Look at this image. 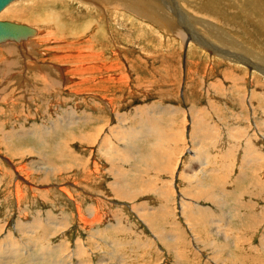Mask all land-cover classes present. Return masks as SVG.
<instances>
[{"label":"rangeland","instance_id":"obj_1","mask_svg":"<svg viewBox=\"0 0 264 264\" xmlns=\"http://www.w3.org/2000/svg\"><path fill=\"white\" fill-rule=\"evenodd\" d=\"M77 1L16 0L0 13L38 27L45 41L33 42L37 54L28 48L32 68L19 79L26 78L24 85L0 74V246L12 239V249L21 245L29 255L3 251L0 264L6 257L11 264H264V70L255 69L264 64V0H216L208 7L212 0H180L203 6L192 18L191 5L182 8L189 40L177 34L183 29L175 14L151 20L174 8L172 0H143L145 8L136 2L132 12L122 0H95L101 2L93 7ZM39 13H59L65 30L75 32L71 41L60 46L45 40L47 32L41 37L47 29ZM204 19L212 24L201 25ZM100 29L91 39L99 44L88 52L84 39ZM214 29L240 44H230L232 51L258 60L246 67L227 54L217 57ZM55 44L74 60H53L47 47ZM21 55L6 58L19 65ZM34 59L40 61L32 65ZM37 70L57 81L54 89L34 79ZM150 144L168 163L157 159L160 167H147ZM192 172L204 184H191ZM121 184L133 198L118 195ZM215 196L232 205L233 216L224 214L225 201L222 207L211 201ZM212 218L231 221L230 233L224 226L220 233L233 238L212 235Z\"/></svg>","mask_w":264,"mask_h":264},{"label":"bare ground","instance_id":"obj_2","mask_svg":"<svg viewBox=\"0 0 264 264\" xmlns=\"http://www.w3.org/2000/svg\"><path fill=\"white\" fill-rule=\"evenodd\" d=\"M14 1H16V0H14ZM14 1H12V2H14ZM87 1H89V5L90 6H88V4H87ZM122 1H124L123 3H125L126 5H128V7H129V11H131L130 9H132V11H134L135 10V3L136 2H140V4H139V6L140 7H143V8H145L146 7V5H145V3H144V1L143 0H122ZM174 3H175V5H174V8H171V7H168V9H167V11L165 12V13H161V14H163L164 16H162L161 14H159V16H161L162 18H158L157 16H153V15H151V20H153V21H156V23L159 21V22H161V21H163L165 18H167V17H170L172 14H175V16L177 17V20L179 21L178 23L180 24V25H182L180 28L181 29H183L184 30V28H185V26L183 25V21L185 20V18H187L186 17V15H185V13H184V11H183V9L182 8H184V7H187V5L186 4H190V3H181L180 2V0H172ZM190 1H192V0H190ZM195 1V0H194ZM214 1H216V0H212L211 1V3H209V4H207V7L210 5L211 6V4H212V2H214ZM239 1V0H238ZM12 2H10L9 4H11ZM78 2V1H77ZM79 2H81V3H83V5H85V6H88V7H93V5H98L100 2H98V1H95V0H79ZM78 2V3H79ZM183 2H185V0H183ZM197 2V1H196ZM200 2H201V0H200ZM217 2V4L218 5H220V4H222L221 3V0H220V2H219V0L218 1H216ZM227 2V1H226ZM18 3V2H17ZM29 3V2H28ZM31 3V2H30ZM195 3V2H194ZM228 3V2H227ZM230 3V2H229ZM8 4V5H9ZM7 5V6H8ZM181 5V6H180ZM191 6H190V8H188L189 9V11H190V16H191V18L193 17V15H197V14H194L193 13V11H195V12H197L198 13V11H200V9L203 7V6H196V8L197 9H195L194 8V6H192V4H190ZM203 5V4H202ZM217 5V6H218ZM234 5V4H233ZM7 6H5L1 11H0V13L1 12H3V10L7 7ZM238 6V5H237ZM188 7H189V5H188ZM200 7V8H199ZM213 7V6H212ZM211 7V8H212ZM41 10V12H45L46 10L45 9H47V8H44V7H42V8H40ZM12 11V10H11ZM131 11V12H132ZM6 12V11H5ZM7 13H9V11L7 12ZM34 17V16H33ZM38 17H40L39 18V20L40 21H43V23L45 24V25H43V27H45V29H47L46 31H45V33L44 32H42L41 31V37H43V35H46V32L50 35V36H45V40L47 39L48 41H54V42H59L58 44L61 46V45H63V44H68L70 41H71V38H72V36H73V34L75 33L72 29L71 30H65V28H64V22H63V19L61 18V16L59 15V13L57 14V16H54V17H50V16H44V15H41L40 13H39V16ZM189 17V16H188ZM19 19V18H18ZM22 19V18H21ZM155 19V20H154ZM159 19V20H158ZM0 20H4V19H0ZM187 21V20H186ZM186 21H184V22H186ZM17 22V21H16ZM166 22V27H171V22H169V21H167V20H165L164 22H162V23H165ZM192 22V21H191ZM18 23V22H17ZM40 23V22H39ZM189 23V22H188ZM23 24H25V23H23ZM201 25H204L205 27H208V26H210L211 24H212V21H210V19H204V21L202 22V23H200ZM27 25H29V26H32V25H30V24H27ZM50 26V28H48L49 26ZM33 28H35V33H34V35H31V36H29L28 38H26V39H21L20 41H11V40H8V41H5V42H3V43H0V45L1 44H6V43H10V44H14V47H12V46H4V47H2L1 49H0V74L2 73L3 74V77H4V74L5 75H7L8 77H12V75H14L13 77H16V79L14 80V81H18V84H20V85H24V81L25 80H22V79H26V78H22L21 80H19L20 79V77H24V75H26V73H25V71H27V70H29V69H31L32 67H31V63H27L26 61L27 60H25L26 59V57H28V54H31V53H28V48H29V51L30 52H33V53H38L39 51L38 50H36L35 52H34V50H33V48H34V44H33V42H35V44L36 43H40V44H42L43 42H45L44 40H42V39H40L39 38V36H37L38 35V31H40L39 30V28L38 27H36V26H32ZM42 27V28H43ZM183 30H177V34H181V36H183L182 37V39L183 40H189V38H192L193 36H190L189 35V33L187 32V30L185 29L184 31ZM44 31V30H43ZM193 31V30H192ZM191 31V32H192ZM100 34V33H102L101 32V29L98 31H95L93 34H91L90 36H91V38H89L88 40H87V38H85L84 39V41L85 42H87V45H85L87 48H88V52H90V50H92L93 48H92V45L94 46H96L97 44H99V43H91V39H92V37H95L96 35L95 34ZM226 33V32H225ZM56 34H58V37L60 36V38L58 39V37L57 36H55ZM191 34V33H190ZM88 36V35H87ZM89 36V37H90ZM104 36V35H103ZM210 37L211 38H213V39H215L219 44H220V48H218L217 49V51H215V54H216V56L217 57H220V56H222V55H220V53H222V54H227L229 57H231L232 59H235V60H240V61H243L244 62V64H245V66L246 67H248V62H254V61H257L258 59H255V58H257V57H254L253 56V58H250V57H248V55H243V54H241L239 51H237V52H234V51H232L231 49H232V45H230V44H233V46L234 45H240L238 42H235V41H232L231 39H233L232 37H229V36H227V35H222V31H221V34H220V31L219 30H216V29H214L211 33H210ZM100 38V37H99ZM38 40V41H35V40ZM70 39V40H69ZM96 39V38H95ZM59 40V41H58ZM41 41H43V42H41ZM56 42V43H57ZM49 43V42H48ZM53 43V42H52ZM51 43V44H52ZM90 43V44H89ZM207 43H209V41H207ZM15 44H17V45H19V47H15ZM58 44H55L54 46H50V47H47V51H53V57L54 58H52L53 60H55V59H58V60H61L62 58H66L67 60H68V57H70V59H72V60H74V58L72 57V55L70 54L71 52H61V48H60V46H58ZM36 46V45H35ZM38 46V45H37ZM36 46V47H37ZM43 46V45H42ZM1 47V46H0ZM239 47H241V46H239ZM41 48H43V47H41ZM45 48V47H44ZM43 48V49H44ZM234 48V47H233ZM236 48H237V46H236ZM18 50H19V52H20V50L22 51V54L23 55H21L22 56V60L20 59L19 61V65L17 64V63H15L14 61H13V58H12V60H9V59H7L6 57L7 56H9L10 57V55L12 54H14V53H18ZM41 51V50H40ZM95 51H97V50H95ZM246 51V50H245ZM79 52V51H78ZM93 52V55H95V53L96 52H94V50L92 51ZM99 52V51H98ZM214 52V51H213ZM219 52V53H218ZM252 52H254V51H252ZM50 53V52H49ZM52 53V52H51ZM100 53V52H99ZM247 53H251V52H247ZM42 54V53H41ZM92 54V53H91ZM252 54V53H251ZM254 54V53H253ZM252 54V55H253ZM47 55H49L48 53H47ZM60 55H62V56H60ZM74 55V54H73ZM252 55H251V57H252ZM35 56V55H34ZM42 56V55H41ZM40 56V57H41ZM43 56H46V55H43ZM8 57V58H9ZM37 57H38V55H37ZM74 57H76V56H74ZM21 58V57H20ZM31 58V57H30ZM97 58H98V56H97ZM260 58H261V56H260ZM259 58V59H260ZM18 59V58H17ZM42 60H45V59H43V58H41ZM69 59V60H70ZM92 59L93 60H95L94 59V56H92ZM105 59V58H104ZM68 60V61H69ZM40 60H38V59H34L33 60V64L32 65H35V63H38ZM71 61V60H70ZM29 62V61H28ZM49 62V61H48ZM43 64H46L45 62H42ZM18 65V66H20L21 68H19L18 69V72L16 71V67H15V65ZM55 64V63H54ZM52 65L51 63H50V67L55 71L54 73H57L58 71H59V69H58V67H56V65ZM37 66H40V65H38V64H36ZM49 65V64H48ZM48 65H46V69H47V66ZM73 66V65H72ZM60 67H62V66H60ZM59 67V68H60ZM38 68H40V67H38ZM49 68V67H48ZM65 68V67H64ZM64 68H61V69H64ZM27 69V70H26ZM44 69V68H43ZM43 69H41L42 71H43ZM58 69V70H57ZM70 69V68H69ZM256 70H258L259 72H262L263 70H264V64L262 63V65H257V67L255 68ZM20 70H23V72L22 71H20ZM33 70V69H32ZM32 70H30V71H32ZM41 70H37V72H35V74H34V79L35 80H38L39 82H41L42 84H43V86L45 85V86H47V88H53L54 89V86H56L57 85V81L56 80H54V79H51V80H48V78H47V76L49 75H45L43 72H41ZM47 70H50V68L49 69H47ZM57 71V72H56ZM64 71V70H63ZM28 72V71H27ZM53 72V71H52ZM59 72H61V71H59ZM81 74H83V72H81L80 74H78L77 76H79V75H81ZM33 75V74H32ZM60 75V74H59ZM2 76V75H1ZM58 76V75H57ZM63 76V79H67V80H71V77L72 76H67L66 74L65 75H62ZM7 77V78H8ZM26 77V76H25ZM51 78V77H50ZM59 77H57L56 79H58ZM72 78H74V77H72ZM80 78V80H79V82L81 83V82H87L88 81V78H86V77H84V78H82V77H79ZM5 79H6V77H5ZM11 79V78H10ZM28 79V78H27ZM60 79H62V77L60 78ZM59 79V80H60ZM30 80V79H29ZM28 80V83L30 82ZM31 80H33V78L31 79ZM1 81V80H0ZM13 81V80H12ZM64 81V80H63ZM32 82V81H31ZM78 82V83H79ZM4 83H6V81L4 82ZM9 83V82H8ZM23 83V84H22ZM37 83V82H36ZM58 83H59V81H58ZM60 83H62V81L60 82ZM64 83V82H63ZM77 83V82H76ZM39 84V83H38ZM8 85V84H7ZM59 85H61V84H59ZM37 86V85H36ZM35 86V87H36ZM42 86V85H41ZM76 86H77V84H76ZM45 88V87H44ZM43 89V88H42ZM4 90V89H3ZM44 90V89H43ZM2 91V90H1ZM49 91V90H48ZM1 93V92H0ZM4 93V92H3ZM52 94V93H51ZM75 95V94H74ZM65 99V98H64ZM74 99V98H73ZM263 100H264V97L262 98ZM184 102V101H183ZM110 104V103H109ZM66 109V108H65ZM181 110V109H180ZM195 110V109H194ZM254 110V109H253ZM191 111H192V109H191ZM198 112V111H197ZM196 113V112H195ZM166 114V113H165ZM152 115V114H151ZM61 116V115H60ZM64 116V115H63ZM167 116V115H166ZM184 117V116H183ZM61 118V117H60ZM73 118V117H72ZM70 119V118H69ZM77 119V118H76ZM152 119V118H151ZM81 120H83V119H81ZM62 121V120H61ZM77 121V120H76ZM160 121V120H159ZM180 121V120H179ZM75 122V121H74ZM183 122V121H182ZM81 123V122H80ZM156 123V122H155ZM172 123V122H171ZM75 124H76V122H75ZM2 125V124H1ZM60 125V124H59ZM69 125V124H68ZM149 125V124H148ZM157 125V124H156ZM3 126V125H2ZM172 126V125H171ZM162 127V126H161ZM214 128V127H213ZM155 129V128H154ZM207 129V128H206ZM26 130V129H25ZM33 130H35V129H33ZM156 130V129H155ZM158 130H160V129H158ZM169 130V129H168ZM225 131V130H224ZM232 131V130H231ZM234 131V130H233ZM156 132H158V131H156ZM156 132L154 133V134H156ZM201 132V131H200ZM217 132V131H216ZM222 132V131H221ZM235 132V131H234ZM98 134H99V132H97ZM159 133V132H158ZM217 133H219V131L217 132ZM224 133V132H223ZM24 134V133H23ZM31 134V133H30ZM35 134V133H34ZM164 134V133H163ZM162 134V135H163ZM197 134V133H196ZM205 134V133H204ZM226 134V133H225ZM213 135V134H212ZM224 135V134H223ZM228 135V134H227ZM205 136V135H204ZM203 136V137H204ZM208 136V135H207ZM214 136V135H213ZM217 136H219V134H217ZM222 136V135H221ZM246 138H249V140H250V137H251V134L249 133H246ZM7 137V136H6ZM153 137H154V135H153ZM160 137V136H159ZM212 137V136H211ZM215 137V136H214ZM223 137V136H222ZM158 138V137H157ZM156 138V139H157ZM198 138V137H197ZM220 138V137H219ZM228 138V137H227ZM233 138V137H232ZM236 138H239V137H237L236 136ZM8 139V138H7ZM89 139V138H88ZM156 139H155V141H156ZM167 139H168V137H167ZM226 139V138H225ZM224 139V140H225ZM169 140V139H168ZM221 140V139H220ZM229 140V139H228ZM238 140V139H237ZM246 140V139H245ZM92 141V140H91ZM149 142V141H148ZM225 142V141H224ZM230 142V141H229ZM249 142V141H248ZM146 143H147V141H146ZM233 143V142H232ZM156 143H154V145H155ZM219 144V143H218ZM128 145V144H127ZM130 145V144H129ZM145 145V144H144ZM149 145V144H148ZM151 145V144H150ZM154 145H151V148H149V147H147V148H149V149H151L150 151L153 153V155H151V153H149V158L147 159L146 158V160H149V161H152V165H150V166H147L148 168H152V167H156V168H158V166H159V161H161V163H163L164 165H165V163L167 162H165V160H167L168 158L170 159V157H165V156H163V157H158V156H155L154 155V153L155 152H157L159 149H157V151H156V149H154L152 146H154ZM195 145V144H194ZM220 145V144H219ZM250 145H252V144H250ZM123 146V145H122ZM143 146V145H142ZM208 146H209V144H208ZM207 146V147H208ZM146 147V146H145ZM157 147V146H156ZM122 148V147H121ZM120 148V149H121ZM114 149V148H113ZM117 149V148H116ZM115 150V149H114ZM126 150V149H125ZM133 150V149H132ZM140 150V149H139ZM142 150H144V149H142ZM135 151H136V149H135ZM138 151V150H137ZM141 151V150H140ZM168 152H169V150H167ZM197 151V150H196ZM127 152V151H126ZM249 152V151H248ZM158 153V152H157ZM129 154H131V152L129 153ZM141 154V153H140ZM143 154H145V152L143 153ZM172 154V153H171ZM195 155H196V153H194ZM123 155V154H122ZM125 155V154H124ZM138 155V154H137ZM142 155V154H141ZM147 155H148V153H147ZM126 156V155H125ZM139 156V155H138ZM144 156V155H143ZM145 156H146V154H145ZM144 156V157H145ZM170 156V155H169ZM172 156V155H171ZM124 157V156H123ZM75 158V157H74ZM107 158V157H106ZM117 158V157H116ZM126 158V157H125ZM124 158V162H125V160L127 159H125ZM141 158H142V156H141ZM107 159H109V158H107ZM138 159V158H137ZM157 159H159V161L157 162ZM168 159V160H169ZM197 159H199V157H197ZM75 160V159H74ZM141 159H139V161H140ZM116 161V160H115ZM115 161H114V164H115ZM149 161H147V162H149ZM192 161V160H191ZM73 162V161H72ZM84 162V161H83ZM117 162V161H116ZM118 162H119V160H118ZM121 162V161H120ZM207 162V161H206ZM70 163V162H69ZM127 163H129V162H127ZM126 163V164H127ZM134 163V162H133ZM168 163V162H167ZM195 163V162H194ZM76 164V163H75ZM80 164H82V163H80ZM95 164V163H94ZM123 164V163H122ZM157 164V165H156ZM205 164V163H204ZM204 164H201L200 163V165H202V167H201V169H202V171L205 173V171H204V168H205V165ZM120 165V164H119ZM124 165H125V163H124ZM136 165V164H135ZM149 165V164H148ZM162 165V164H161ZM203 165H204V167H203ZM211 165V164H210ZM52 166V168H54L53 167V165H51ZM73 166V165H72ZM81 167L83 166V165H80ZM96 166V165H95ZM114 166V165H113ZM117 166V168H118V165H116ZM129 166V165H128ZM140 166H141V163H140ZM137 167H138V165H137ZM160 167V166H159ZM33 168V167H32ZM80 168V167H79ZM116 168V167H115ZM134 168V167H133ZM141 168V167H140ZM144 168V167H143ZM210 168V167H209ZM209 168H208V170H207V174L208 175H213V174H211L210 172H209ZM25 168L24 167H20V170L22 171V170H24ZM36 169V168H35ZM46 169V168H45ZM55 169V168H54ZM58 169V168H57ZM62 169H63V167H62ZM113 169V168H112ZM120 170H121V168H119ZM118 169V170H119ZM153 169V168H152ZM39 170V169H38ZM120 170H119V172H120ZM128 170V169H127ZM146 170H147V168H146ZM186 170V169H185ZM211 170V169H210ZM28 171V170H27ZM46 171H49L48 169H46ZM56 171V170H55ZM192 171V170H191ZM20 172V171H19ZM42 172V171H41ZM53 172V171H52ZM95 172V171H94ZM36 173H37V171H36ZM45 173V172H44ZM55 173V172H54ZM240 173H242V172H240ZM239 173V174H240ZM20 174V173H19ZM60 174V173H59ZM86 174V173H85ZM195 174H197L196 172H192L191 174H190V183L191 184H193V185H199V183H203V181L201 180V178H200V176L198 177V176H196ZM206 174V173H205ZM49 175V174H48ZM47 175V176H48ZM114 175H115V173H114ZM214 175H216V173L214 174ZM241 175V174H240ZM153 176H155V174L153 175ZM248 176V175H247ZM50 177V176H49ZM120 177H122V176H120ZM120 177H119V179H120ZM203 177V176H202ZM217 178V177H216ZM215 178V179H216ZM239 178H241V177H239ZM122 179V178H121ZM116 180V179H115ZM187 181H188V179H187ZM194 181H197V182H194ZM210 182V181H209ZM155 184V183H154ZM204 184V183H203ZM116 185V184H115ZM126 185V184H125ZM144 185V182H141V184H140V186L142 187ZM146 185V184H145ZM190 186V189L191 190H193V188H195L194 186ZM118 186V185H117ZM123 185L121 184V187H122ZM113 187H114V185H113ZM151 187L152 188H150L151 189V191L153 190V187L155 188V186L154 185H151ZM115 188V187H114ZM119 188V187H118ZM201 188V187H200ZM62 189H64V188H62ZM121 195H120V192H119V196L120 197H122V198H126V199H130V198H133L134 196H131L130 194L131 193H133V192H127V188L125 187V186H123L122 188H121ZM145 190V189H144ZM63 191V190H62ZM117 191H119L118 189H117ZM193 191H196L195 189L193 190ZM209 191V190H208ZM113 192H114V190H113ZM116 192V191H115ZM114 192V193H115ZM65 193V192H64ZM68 193V192H67ZM207 191H204V190H201V192H195V195H197V196H199L200 198H202V196H204V197H207ZM67 195V194H66ZM209 196H212V193H209L208 194ZM68 196H69V194H68ZM191 196V195H190ZM220 197V196H219ZM219 197H217V196H215V197H210V199H211V201L214 203L215 202V205L217 206V204H218V206H221V204H223V206H225V204H226V207H223L224 209L225 208H227V210H225V212L226 213H224V214H226L227 215V213H228V215H232L233 216V208L230 206V205H228L227 204V201H226V199L225 200H222L221 199V197L219 198ZM208 198V197H207ZM209 199V198H208ZM194 200V199H193ZM195 201V200H194ZM224 201H225V204H224ZM184 204V202H182L181 203V207L182 206H184L183 205ZM187 206V205H186ZM222 207V206H221ZM228 207H230V210H229V208ZM187 208H189V206L187 207ZM79 209V208H78ZM197 209V208H196ZM199 209V208H198ZM197 209V210H198ZM193 210H195V209H193ZM192 210V211H193ZM202 210V209H201ZM199 213H200V211H198ZM80 214V213H79ZM78 214V215H79ZM96 215V214H95ZM94 215V216H95ZM200 215V214H199ZM227 215V216H228ZM236 215V214H235ZM201 216V215H200ZM231 216V219L233 218ZM242 216V215H241ZM80 217V216H79ZM97 217V216H96ZM82 218V217H81ZM226 218V217H225ZM83 219V218H82ZM93 219H95V218H93ZM199 219V218H198ZM96 220V219H95ZM98 221H99V219H97ZM36 221V220H35ZM219 221H221V222H219ZM85 222V221H84ZM97 222V221H96ZM48 223V222H47ZM53 223V222H52ZM221 223H222V225H221ZM85 224H87V223H85ZM229 224H231V221H229ZM229 224H227L226 223V225L224 224V220L223 219H220V220H213V218H212V221L210 222V224H209V226L210 227H212L213 228V230L211 231L212 232V235H215V236H217V235H220L221 233H220V228H221V226H224V227H226V229L227 230H225L224 232H228V234L230 233V226H229ZM111 225V224H110ZM207 225V224H206ZM50 226V225H49ZM214 226H215V228H214ZM46 229H48V228H46ZM56 230V228H55V226L54 225H52V228H51V231H49V229L46 231V233L47 234H50V235H53V233H54V231ZM217 230V231H216ZM0 231H1V229H0ZM3 232V231H2ZM217 234V235H216ZM211 235V234H210ZM222 235V234H221ZM170 236H173V235H170ZM174 237V236H173ZM214 237V236H213ZM222 237H223V240L224 239H226V238H230V237H232V234L231 235H227V234H225V235H222ZM263 237V236H262ZM169 238V237H168ZM233 238V237H232ZM231 240V239H230ZM10 241V243H7L6 242V244H3V247H1L0 246V260H2V257H3V251H10V252H12V258H18V256H20L21 254H20V252L22 253V252H24L25 253V250L24 249H21L22 248V246H21V248H20V246L18 247V248H16L15 249V247H17L18 245L16 244L17 242H15V244L17 245V246H15V247H13L14 249H12V246H13V240L11 239V240H9ZM32 241H34V240H32ZM35 242V241H34ZM263 242H264V240H263ZM76 243V242H75ZM20 244H22V243H20ZM177 245V244H176ZM215 245V244H214ZM36 246V245H35ZM175 246V245H174ZM217 246V245H216ZM236 247H238V246H236ZM55 250H59V249H61V248H58V246H56L55 248H54ZM79 249V248H78ZM261 249V248H260ZM41 253H42V251H40ZM85 252V251H84ZM26 254V253H25ZM29 254H30V252H29ZM50 254V253H49ZM54 254V253H53ZM56 254V253H55ZM26 255H28V254H26ZM57 255V254H56ZM29 256V255H28ZM32 256V255H31ZM234 256V255H233ZM27 257V256H26ZM12 258H10V257H6L4 260H6V263L5 264H11V262H10V260H13ZM48 258V257H47ZM32 259H34V260H36L35 258H32ZM38 259V258H37ZM44 259V258H43ZM26 261V260H25ZM30 261V260H29ZM261 261H262V259H261ZM1 262V261H0ZM5 262V261H4ZM10 262V263H9ZM36 263V262H35ZM84 263V262H83ZM105 263V262H104ZM259 263V262H258ZM260 263H264V258H263V261L262 262H260ZM4 264V263H3Z\"/></svg>","mask_w":264,"mask_h":264},{"label":"water","instance_id":"obj_3","mask_svg":"<svg viewBox=\"0 0 264 264\" xmlns=\"http://www.w3.org/2000/svg\"><path fill=\"white\" fill-rule=\"evenodd\" d=\"M14 0H0V11ZM35 28L10 20H0V43L5 41H20L34 35Z\"/></svg>","mask_w":264,"mask_h":264}]
</instances>
